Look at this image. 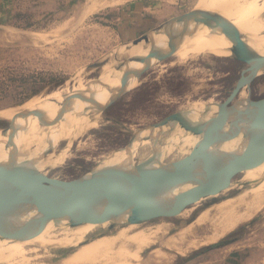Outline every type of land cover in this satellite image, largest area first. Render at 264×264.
I'll use <instances>...</instances> for the list:
<instances>
[{
	"label": "rangeland",
	"instance_id": "1",
	"mask_svg": "<svg viewBox=\"0 0 264 264\" xmlns=\"http://www.w3.org/2000/svg\"><path fill=\"white\" fill-rule=\"evenodd\" d=\"M122 1L87 13L84 7L86 0H57V13L54 15L20 14L12 22L17 28H0V110L19 106L33 96L63 90L66 86L68 89L78 88L79 81L83 85L98 77L105 63L121 60L124 56L117 57V53L134 38L173 16L193 10L199 2L137 0L139 15L135 16L120 9L134 0ZM261 15L264 19V11ZM234 34L239 38L244 37L242 32ZM258 35L264 37V31H259ZM245 68L246 65L238 60L210 52H202L195 59L182 64L176 63L174 57H166L146 70L129 92L98 116L92 127L77 134L72 140H59L54 147L49 148L46 145L44 150L34 154L35 158H30L31 166L37 173L50 179L70 180L79 177L96 168L107 156L119 151L127 143L133 130L172 112L186 110L191 103L200 102L204 105L210 99L212 103L222 102ZM79 73L80 75H76ZM77 76L80 80L76 79ZM249 76L247 75L248 79ZM244 87L247 88L250 99L264 98V72L251 77ZM6 126L7 121L0 120V129ZM149 143L139 144L142 145L138 160L150 153ZM37 148V144L33 143L30 151ZM188 151L189 147L185 146L182 151H175L169 157L176 159ZM169 157L165 160H170ZM47 158H50V165L42 166L40 163ZM135 160L133 158L134 162ZM240 177L237 173L233 178L238 180ZM254 181L247 180L233 186L236 184L234 181L227 186L229 189L223 190L216 197L200 200L188 207L186 210L190 209V212L187 211L185 216L158 217L138 222L137 231L164 224L154 242L139 251L141 259L138 261L141 264H264V205L256 210V214L254 212L251 215L252 218L238 222L230 231L221 233L223 235L219 234L214 242L204 240L212 234L209 227L198 229L195 236L187 238L182 247L186 250L185 245L191 238L200 240L199 245H195L196 248L187 247L188 250L183 251L185 255L161 245L163 240L192 223L203 209L239 194ZM123 226L125 225L114 223L107 230H104V226L79 236L77 232L73 233L68 236L70 242L73 240L69 245L62 246L58 243L42 246L38 242L26 244L29 250L26 249L25 260L30 256L32 258H29L28 264H63L64 259L82 245H88L100 237L113 236ZM154 249L161 250L163 262H157L152 257ZM138 261L131 260L132 264H140Z\"/></svg>",
	"mask_w": 264,
	"mask_h": 264
},
{
	"label": "water",
	"instance_id": "2",
	"mask_svg": "<svg viewBox=\"0 0 264 264\" xmlns=\"http://www.w3.org/2000/svg\"><path fill=\"white\" fill-rule=\"evenodd\" d=\"M189 23L222 34L231 43L232 55L229 57L246 65L235 85L227 91L225 100L203 105L202 110H178L133 130L119 150L123 155L120 163L109 167L102 166L103 161L91 171L70 180L46 178L30 163L21 164L10 159L9 152L15 147L19 133L28 128L30 119L59 128L57 125L64 120V114L73 109V103H77L73 112L76 117L94 118L103 114L137 84L146 70L167 57ZM156 35H163V42L151 43L144 54L132 58V64L121 74L110 75L111 79H117V82H109L111 86L107 87L109 84H104L99 77L92 78L75 90V102L57 103L55 111L24 110L0 129L5 136L0 139V146L7 151V157L0 160V236L25 240L42 233L49 224L73 226L107 221L104 229L107 230L114 223L127 225L174 216L191 201L212 192L226 177L233 179L241 169L251 167L249 156L264 145V98L232 100L251 79H248V73L264 68V55L247 46L225 25L203 11L190 10L173 16L131 42L146 44ZM99 86L108 91L103 102L95 98ZM214 107L218 111L211 122L192 119L194 114H207ZM174 134L198 137L188 146L187 152L194 157V166L134 163L133 154L140 143L166 141ZM232 140L237 141L235 146L224 149ZM117 204L126 208L125 216L110 213Z\"/></svg>",
	"mask_w": 264,
	"mask_h": 264
},
{
	"label": "bare ground",
	"instance_id": "3",
	"mask_svg": "<svg viewBox=\"0 0 264 264\" xmlns=\"http://www.w3.org/2000/svg\"><path fill=\"white\" fill-rule=\"evenodd\" d=\"M122 2V0H86L84 7L85 12L91 13L101 7L118 3L120 4ZM193 10L209 13L217 21L225 25V27H227V29H229L232 33L242 32L244 37L240 38L241 41L252 48L254 51L264 55V37L261 38L258 35L259 31H264V19L261 15L262 11H264V0H199ZM257 11L259 12L256 13ZM164 38L165 37L163 35H156L146 44L132 42L128 43L127 47H122L117 53V57H124L121 60L115 59L111 63H105L101 67V71L98 77L104 81V84H109L107 87L111 86L109 82H117V79H111L110 75L118 76L119 74H121L124 68L132 64V58L134 56L138 54H144L151 43L160 44L163 42ZM230 46L231 43L226 40L222 34L211 33V31L206 27L200 26L199 28H197L192 23H189L177 45L173 49H171L166 56L174 57L176 63L182 64L188 62V60L195 59L202 52H210L214 55L231 56L232 53L229 50ZM161 61L162 60H160V62ZM170 64H172V62H170ZM263 72L264 68L259 67L258 69L249 72L248 75H250L249 77L251 78L256 74H260ZM76 75H80V73ZM77 78L78 76L76 77V79ZM76 79H74V82ZM68 81L65 80V82ZM78 84V88L75 87L73 89H68V86L65 87L64 85L65 88L63 87V90L58 89L46 95L33 96L19 106L4 108L0 110V120L10 121L17 113L24 110L42 108L48 111H55L58 108L57 103H73L75 102V90L81 88L82 86V83H80V81ZM107 96L108 91L103 86H99L95 93L96 100L99 102H103ZM248 98L249 96L247 88L242 87L238 94L233 98L232 102L247 100ZM206 102L209 104L213 101L212 99H210ZM76 105L77 103H73V109H70L64 114V120L59 123V125H57L59 128H56L54 126H45L41 121L38 122L36 119H30V121L28 122V128L25 131L19 133L18 140L15 143V147L13 148V150H10V159L17 163L29 164L31 162L30 158L34 157V154L37 153V151L44 150L46 145L49 148L54 147V145L59 140H72L74 137H76L77 134H82L85 132V130L92 127L97 122L98 116H95L94 118H89L87 115L76 117L73 113ZM79 107L80 106H78V108ZM189 107L192 109L202 110L203 103H191ZM217 111L218 108L214 107L207 114H194L192 116V119L194 121L200 122H211L216 116ZM184 134H174L166 141L150 142V153L145 158L139 160L137 159V157L140 155L142 144L138 145L133 154V158L136 159L134 163L140 164L144 162H150L154 165H162L166 167L194 166V157L192 155L184 154L183 156L176 159L169 157V155L173 154L175 151H182L185 146H191L198 140L197 136L189 134H187L189 136H185ZM3 138H5V136L1 134L0 130V139ZM236 142V140H232L226 143L224 149L233 148ZM33 143H36L38 148L35 151L32 150V152L30 151V146ZM6 157L7 151H5L3 146H0V160H4ZM47 157L49 156L47 155ZM122 157V153L120 151H116L114 154L107 156L103 160L104 163L102 166H115L120 163ZM168 157L170 160H165V158ZM49 159L50 158L43 160L40 164L42 166L50 165ZM51 162H53V160ZM248 163L251 165V167H245L241 169L238 172V176L241 175L238 180L226 177L212 192L191 201L186 207L176 213L174 217L187 215V211L190 210H186L188 207H192L200 200L209 199L211 197L213 198V196L216 197V195L222 193L223 190L226 191L227 189H229L227 188V186L229 184H232L234 181L236 182V184L234 183L233 186H238L247 180L254 181L255 179L259 178L257 179V181H254L251 186L248 185L249 187L243 188V190L239 194L233 197L230 196L231 198L224 199L210 205L206 209H203V211L199 213V215L194 219L192 223L187 226L185 225L186 227L177 231L169 238L163 240L161 245L168 250H173L175 253L182 254L183 251L188 250L187 247H193L197 245L198 242H200V240L191 238L192 240H188V242L186 243L187 245H185L187 246L185 247L186 250H184V247H182V244L186 242L187 238L195 236L198 229L206 226L212 230L211 235L205 238L203 237L204 240H208L210 243L211 240L212 242H214L213 240H215V238L219 234H224L225 231L229 230L230 228L232 229V227L235 224L237 225L238 222L247 218L249 219V217L252 218L251 215L254 212V214H256L258 209H260L264 205V145L259 147L251 156H249ZM193 209H191V211ZM110 213L117 216H125L126 208L121 204H117L111 209ZM107 223V221H91L88 223H84L83 225L81 224L71 227H69V225L68 227H64L49 224L42 233L25 240H15L9 238L8 236H0V264H28L29 258L32 257L29 256V258L27 257V261L25 260V256L27 254L26 244L38 242L39 244H42V246L43 244L53 246L58 243L62 246L67 244L69 245L70 240L68 236L72 235L73 233L77 232L78 236L86 232L90 233L93 232L97 227L106 226ZM137 224L138 223L127 224L113 236H104L96 240L93 239L94 241L91 240L92 243L88 245L84 244V246L82 245L74 252L69 254L64 259L63 264H132L131 260H140L141 258L139 259L138 255L139 251L144 246H148L149 244H152L154 242L155 238H157V233L164 228V224H162L161 222L162 225H156L153 228H147L139 231H137L136 229ZM207 234L208 233H206V235ZM204 243L206 244V242ZM196 247L197 246H195V248ZM175 253H173V255ZM151 254L157 262L164 261V255L161 253L160 249L152 250ZM183 254L185 255V253ZM36 258L37 257H35V259ZM41 264L43 263L41 262Z\"/></svg>",
	"mask_w": 264,
	"mask_h": 264
},
{
	"label": "crops",
	"instance_id": "4",
	"mask_svg": "<svg viewBox=\"0 0 264 264\" xmlns=\"http://www.w3.org/2000/svg\"><path fill=\"white\" fill-rule=\"evenodd\" d=\"M133 1V0H131ZM137 0L129 2L127 6H121V10L126 14H138ZM57 0H0V28L11 27L17 28L12 22L17 20L20 14H48L54 15L57 13ZM134 10V11H133ZM1 39V38H0Z\"/></svg>",
	"mask_w": 264,
	"mask_h": 264
}]
</instances>
